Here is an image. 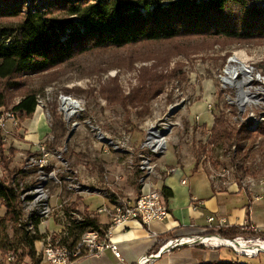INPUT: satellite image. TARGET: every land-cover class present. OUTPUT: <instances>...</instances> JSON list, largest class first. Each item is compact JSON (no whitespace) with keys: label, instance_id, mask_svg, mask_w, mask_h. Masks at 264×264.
<instances>
[{"label":"rangeland","instance_id":"374dc122","mask_svg":"<svg viewBox=\"0 0 264 264\" xmlns=\"http://www.w3.org/2000/svg\"><path fill=\"white\" fill-rule=\"evenodd\" d=\"M37 5L47 9L51 3ZM21 19L22 16L0 20V26L17 25ZM231 59L254 69L249 76L255 77L249 83L251 86L245 85L249 77L241 74L237 83L224 82L227 68L242 66L232 64ZM144 68H150L166 79L158 86V97L146 104L148 112L139 117L136 110L141 111V108L135 110L127 101L124 108L114 100L115 95L111 98L107 89L118 87L121 99L131 97L140 86ZM257 75L262 78L257 80ZM241 91L248 93L250 102L255 101L249 94L260 99V104H251ZM30 92H36L38 103L45 105L43 110L37 107L33 120L38 119L42 124L47 121L51 130L45 145L53 166L47 167V173L31 171L30 196L40 197L38 214L48 215L49 199H53V205L64 201L68 205L73 201L82 203L85 199L95 211L99 206H107L106 198L110 203L134 198L126 194L128 188L134 186L139 193L140 176L151 179V171L143 158L155 166L156 174L162 179L173 169L192 165L196 171H206L214 181L237 186L250 185L252 181V185L264 186L263 137L257 138L254 144L247 142L242 154L237 156L236 148L229 142L208 145L216 118L223 117L231 131L237 130L239 124L250 123L251 129H256L264 123L261 121L255 128L257 123L250 118L251 113L264 118V41L191 37L141 43L122 49L93 50L47 73L0 79V115L13 111ZM65 99L81 102L82 111L70 123L59 110ZM239 105H244V112ZM209 106L213 107L211 111ZM55 115L64 125L65 135L56 129ZM26 122H21L16 115L15 123L6 122V130L0 129V184L9 188L19 189L29 181L22 169L26 158L32 154L15 143L21 139L19 133ZM73 127L75 133L67 144ZM161 137L166 144L164 147L157 146ZM4 138L7 142H3ZM107 141H112L113 145ZM59 155L61 159L57 160ZM158 180L153 178L152 182L158 184ZM74 184H78L79 191L84 193L70 194ZM22 204H29V196H22ZM70 208L84 213L78 205ZM18 209L22 214L19 203ZM5 215L6 208L0 200V221ZM59 215L56 212L43 231L59 230ZM69 217L71 227L79 221V215ZM18 222H21V215ZM18 234L17 224L13 222L0 226V241L18 238ZM242 238L254 237L244 235ZM38 249H41L40 245ZM23 252L22 248L14 254L13 262H8V256L0 252V264H18L20 261L22 264L25 260L21 258ZM220 253L223 260L239 257L251 264H264V252L247 257L232 248H222Z\"/></svg>","mask_w":264,"mask_h":264},{"label":"trees","instance_id":"16d2710c","mask_svg":"<svg viewBox=\"0 0 264 264\" xmlns=\"http://www.w3.org/2000/svg\"><path fill=\"white\" fill-rule=\"evenodd\" d=\"M40 2H50L51 6L42 8L37 5ZM18 16L22 19L17 25L0 26V79L3 80L47 73L93 50L191 37L264 41V0H0V20ZM150 70H142L140 86L131 97L121 99L118 87L107 89L111 98L115 95L114 100L124 108L126 101L135 110L141 108L136 110L139 117L148 112L146 104L158 97V86L166 79ZM37 107L38 95L30 92L13 111L23 122L33 118ZM55 118L56 129L65 135L64 125L57 115ZM259 137L264 138V123L256 129L245 123L231 131L220 117L215 119L208 145L229 142L236 148L237 156L242 154L247 142L254 144ZM162 191L166 200L173 197V192L166 187ZM0 200L6 208L0 226L8 222L17 224L21 213L15 191L0 184ZM90 215L85 213L84 220L72 226V242L87 231H102L98 217ZM17 230L20 237L0 241V252L14 255L23 248L22 260L29 258L32 264H41L35 242L42 237ZM244 234L239 227L220 230L223 238L231 240ZM202 264L251 263L238 257Z\"/></svg>","mask_w":264,"mask_h":264},{"label":"crops","instance_id":"0c3cea01","mask_svg":"<svg viewBox=\"0 0 264 264\" xmlns=\"http://www.w3.org/2000/svg\"><path fill=\"white\" fill-rule=\"evenodd\" d=\"M46 123L47 121L42 124L40 120H33V118L27 120L25 127L23 125L22 133H19L21 139L15 140L18 148L29 152L35 151L37 143L51 136V130ZM41 124L43 127H40ZM158 186L166 187L173 192V197L166 201L170 211L167 219L149 225L128 221L115 228L111 239L118 244L122 261L116 259L111 251L106 250L99 257H85L78 260L76 264H138L142 258L159 252L161 254L150 264H202L227 261L223 260L220 253L222 248L227 247L217 248L215 245L203 242L205 241L203 239L213 236L220 240H230L223 238L220 231L214 230L220 221H224L223 229L239 227L245 236H253L255 240L264 242V188L247 191L236 184L214 181L206 171L203 169L196 171L192 165L173 169L163 179L160 176ZM240 186L250 187L245 183ZM136 193L138 191L134 186L126 191L130 197H135ZM106 200L109 205V199L106 198ZM115 202H112L111 206ZM72 203L69 204L71 207L78 205L84 213L97 210L92 211L85 199L82 203L74 201ZM104 215V217L102 214L96 215L100 230L110 225L109 215ZM210 217H215L213 223L208 222ZM187 238H194L196 245H184L172 249L168 247L169 250L165 248L170 241ZM25 263L32 264L29 258H26L22 264Z\"/></svg>","mask_w":264,"mask_h":264},{"label":"built area","instance_id":"2783aa9c","mask_svg":"<svg viewBox=\"0 0 264 264\" xmlns=\"http://www.w3.org/2000/svg\"><path fill=\"white\" fill-rule=\"evenodd\" d=\"M70 101L75 102L74 104H78V107H73V105H69L68 103H61V107L59 109L60 113L64 115L65 121L68 123H70L72 119L78 117L82 111L81 102L79 100L73 99ZM239 106L240 110L244 112L246 109H243L244 105ZM39 107L43 110L45 105L38 103V108ZM212 108V106H209L210 111ZM250 115V118L263 119V116L256 117L254 113H251ZM6 122H16V114L13 111H7L0 115V129L6 130ZM240 126L241 124H239L237 128L239 129ZM3 142H7V139L4 138ZM31 154V156L26 158L24 167L22 169V173L24 175H28L29 181L27 185H24L21 188L19 187V189H12L16 190L17 201L21 207V210L23 211L21 214V222H17V228L25 231L30 236L40 235L42 237L41 240L35 242L37 254L41 257L42 262L47 264H76L78 260L85 257H99L106 250L111 251L116 259L122 261L123 259L118 244L113 242L111 239L115 228L128 221H137L142 225H149L153 222L164 221L170 215V211L166 203L167 200L163 194L162 188H160L157 183L152 182L153 178H159V176L156 174L155 166L148 159L143 158V160L146 161L147 168L151 171V179H143V177L140 176L138 181L140 189L137 196L127 200H122L124 201V208H122V210H113L110 203L105 207H99L95 212L89 213L91 214V217L99 214H108L110 217V225L102 231H87L82 234L76 242H72L70 238V230L72 227L71 225H67V218H69L70 215H79V220L81 223L84 220L85 213L71 209V206L68 205L66 201L58 205H53V199H49V204H47L48 215L38 214L37 202H40V197L30 196V186H32L31 171L47 173V167L53 166V164L52 160H50V157L47 156V145H45V139L37 143L36 150L31 152ZM210 178L213 179V177ZM183 183L185 182L183 181ZM238 187L247 191H254L257 188H264L263 185H252V181L250 182V187H242L240 185H238ZM71 193L74 196H78L84 192L79 191L78 184H74V189L71 190L70 194ZM22 196H29V204H22ZM56 212L60 214L59 230L53 232H46L45 230L43 231V228H46V226L48 227V223L52 220ZM36 221H38L39 224L36 225ZM214 221L215 217L208 218L209 223H213ZM223 222L224 221H220L219 225L214 227L216 232L222 229ZM212 238L215 237L213 236L207 239ZM221 241H244L248 245L262 243L259 239H245L242 237H237L233 240ZM212 242V240L208 241L210 245H213ZM194 244H196V240L194 238H187L170 241L167 243L165 248L169 250L168 247L172 249L179 246H191ZM39 245L41 247L40 250L38 249ZM215 246L217 248L221 246L230 248V246L225 243ZM163 250L164 249H162V251ZM235 252L237 254H242L236 250ZM261 252L264 251H260L253 255H248L245 253L243 254L247 257H256ZM160 254L161 253L159 252L156 255L144 257L138 262V264H150V262ZM7 256V261L13 262L15 256L12 253L7 254Z\"/></svg>","mask_w":264,"mask_h":264},{"label":"bare ground","instance_id":"6f19581e","mask_svg":"<svg viewBox=\"0 0 264 264\" xmlns=\"http://www.w3.org/2000/svg\"><path fill=\"white\" fill-rule=\"evenodd\" d=\"M230 62L232 63V64H240V65H242L240 68H237V67H234V68H227V72H226V76L227 77H225L223 80H224V82L226 83V84H233V83H237V81H238V77H239V74H241V75H244V76H246V77H249V76H251V74H253V68H251V67H245L240 61H238V60H236V59H231L230 60ZM262 77L260 76V75H257V77H256V79L257 80H260ZM255 80V77H249L248 78V80H246L245 81V85H249V86H251L249 83L250 82H252V81H254ZM243 94V97H245V98H247L248 99V101H249V98L246 96V94L248 95V93H246L245 91H241V95ZM251 97H252V99H253V101H255V102H250V103H252V104H257L259 101H261L260 99H256V97H254V96H252V94H249ZM241 97V96H240ZM243 97L241 98L242 100H243ZM247 99H245V100H247ZM65 102L64 103H68L69 105H73V107H78V104H74L75 102H73V101H70V99H65L64 100ZM240 101V100H239ZM246 102H241L240 104H245ZM254 119V123H257V124H255L254 126H258V124L261 122V121H263V119H258V118H253ZM162 138V137H161ZM157 146H159V147H164V146H166V144H165V141H164V139L162 138L160 141H159V143H158V145ZM47 156L48 157H52V156H50V154L47 152ZM53 158L54 159H56L55 157H54V155H53ZM58 159H61V156L59 155L58 157H57V160ZM122 208H124V201H116L114 204H113V206H112V209L113 210H122ZM40 215H41V213H40ZM42 215H44V214H42ZM73 217V216H72ZM78 217V216H77ZM69 219H70V217H69ZM76 219V218H75ZM74 221V220H73ZM72 222V221H71ZM70 221H68L67 220V224L69 225L70 223H71ZM76 222H80V220L79 221H76ZM203 240H208V241H210V240H212L213 242H212V244L213 245H219V244H222V243H225V244H227V245H229L230 246V248H232V249H234V250H236V251H238V252H240V253H245V254H248V255H253V254H257L258 252H260V251H264V243H256L255 245H248V244H246L244 241H239V242H233V241H229V242H225V241H221L220 239H218V238H216V239H214V238H212V239H203ZM202 240V241H203ZM207 241V242H208ZM204 242V241H203ZM206 242V243H207ZM205 243V242H204Z\"/></svg>","mask_w":264,"mask_h":264},{"label":"water","instance_id":"95a60500","mask_svg":"<svg viewBox=\"0 0 264 264\" xmlns=\"http://www.w3.org/2000/svg\"><path fill=\"white\" fill-rule=\"evenodd\" d=\"M74 133H75V128L73 127V129H72V132L70 133V135L68 136V138H67V141H66V143L68 144V142L71 140V137L74 135ZM110 145H113V142L112 141H107Z\"/></svg>","mask_w":264,"mask_h":264}]
</instances>
